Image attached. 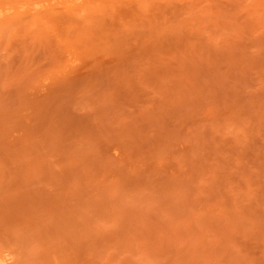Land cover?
I'll return each mask as SVG.
<instances>
[{
  "label": "rangeland",
  "instance_id": "obj_1",
  "mask_svg": "<svg viewBox=\"0 0 264 264\" xmlns=\"http://www.w3.org/2000/svg\"><path fill=\"white\" fill-rule=\"evenodd\" d=\"M7 264H264V0H0Z\"/></svg>",
  "mask_w": 264,
  "mask_h": 264
},
{
  "label": "bare ground",
  "instance_id": "obj_2",
  "mask_svg": "<svg viewBox=\"0 0 264 264\" xmlns=\"http://www.w3.org/2000/svg\"><path fill=\"white\" fill-rule=\"evenodd\" d=\"M9 258H10L9 253L0 252V264H7Z\"/></svg>",
  "mask_w": 264,
  "mask_h": 264
}]
</instances>
